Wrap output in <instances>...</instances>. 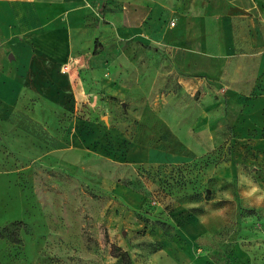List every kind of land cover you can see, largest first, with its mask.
I'll return each instance as SVG.
<instances>
[{
	"label": "rangeland",
	"instance_id": "374dc122",
	"mask_svg": "<svg viewBox=\"0 0 264 264\" xmlns=\"http://www.w3.org/2000/svg\"><path fill=\"white\" fill-rule=\"evenodd\" d=\"M207 1L185 39L108 1L69 51L40 3L0 35V264H264V0Z\"/></svg>",
	"mask_w": 264,
	"mask_h": 264
},
{
	"label": "crops",
	"instance_id": "0c3cea01",
	"mask_svg": "<svg viewBox=\"0 0 264 264\" xmlns=\"http://www.w3.org/2000/svg\"><path fill=\"white\" fill-rule=\"evenodd\" d=\"M103 1H108L111 7L117 6V11L113 12L107 9L104 11L106 19L111 21L112 24H106L108 26H104L101 31H103V29L107 31L109 29L115 30L114 32L118 35H121L120 32L122 31H127L129 27L139 28L146 14H148L147 17L151 16L153 19L159 18L162 14L167 16L177 14L175 20L171 21V26H175L176 31H178L176 37L185 39L187 37V33L183 32L187 30V25L185 23L190 20V18L196 20V27H199L201 29L200 33L203 34L202 32L205 28L204 22L208 19L209 15L207 0H200L201 10L195 9L194 0H0V35H2V37H8L12 34L16 35L21 31H27L30 27L32 28L31 22L27 19L26 8L29 5L33 7V4L37 6L40 3V5L44 7L43 10H40L45 15L54 11L58 13V16H62V18L57 21H45L44 26L46 28L61 30L51 33L52 35L50 36L47 35V42L45 45L55 53L64 50L69 51L72 46L76 44L78 40L77 37L81 36L83 33L81 30L85 29L86 16L90 13L87 5L94 2L99 4ZM111 3H113V6ZM182 10H185L188 14L190 10V18H181L179 13H181ZM129 21L133 23L129 24ZM11 46L18 50L17 61L23 71L33 68L35 60L41 61V63L47 61L46 57L48 56L46 53L38 52V54H35L31 46L24 48L21 42H15L11 44ZM24 55L28 56L27 60L29 63L23 61ZM14 57L15 59L13 61H16V56L14 55ZM41 66H43V64L40 65V68ZM13 89L22 91L18 87H13ZM13 89H11V91Z\"/></svg>",
	"mask_w": 264,
	"mask_h": 264
},
{
	"label": "water",
	"instance_id": "95a60500",
	"mask_svg": "<svg viewBox=\"0 0 264 264\" xmlns=\"http://www.w3.org/2000/svg\"><path fill=\"white\" fill-rule=\"evenodd\" d=\"M14 59H15L14 55L13 54H9V60L13 61Z\"/></svg>",
	"mask_w": 264,
	"mask_h": 264
}]
</instances>
